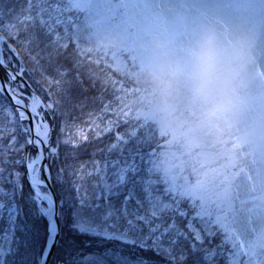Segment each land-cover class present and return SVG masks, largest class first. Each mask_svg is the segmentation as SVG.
I'll return each instance as SVG.
<instances>
[{"label": "snow or ice", "instance_id": "1", "mask_svg": "<svg viewBox=\"0 0 264 264\" xmlns=\"http://www.w3.org/2000/svg\"><path fill=\"white\" fill-rule=\"evenodd\" d=\"M59 40L0 12V264H220L152 186L130 114Z\"/></svg>", "mask_w": 264, "mask_h": 264}, {"label": "rangeland", "instance_id": "2", "mask_svg": "<svg viewBox=\"0 0 264 264\" xmlns=\"http://www.w3.org/2000/svg\"><path fill=\"white\" fill-rule=\"evenodd\" d=\"M67 1L82 16L72 32L79 54L96 62L105 56L113 72L146 90L145 104L128 113L147 124V137L155 126L166 136L165 150L146 160L151 184L159 177L173 198L186 201L204 234L215 226L234 240L240 251L233 263L243 256L245 264H264V0ZM206 28L239 53L245 107L238 123L201 122L179 97L173 114L161 118L142 72L145 49L180 47Z\"/></svg>", "mask_w": 264, "mask_h": 264}, {"label": "clouds", "instance_id": "3", "mask_svg": "<svg viewBox=\"0 0 264 264\" xmlns=\"http://www.w3.org/2000/svg\"><path fill=\"white\" fill-rule=\"evenodd\" d=\"M239 53L206 28L175 47L165 42L145 49L142 72L161 118L170 117L181 98L186 110L204 123H238L245 107L238 78Z\"/></svg>", "mask_w": 264, "mask_h": 264}, {"label": "trees", "instance_id": "4", "mask_svg": "<svg viewBox=\"0 0 264 264\" xmlns=\"http://www.w3.org/2000/svg\"><path fill=\"white\" fill-rule=\"evenodd\" d=\"M0 12H3L5 18L11 15L22 16L25 19L43 20L45 25L58 32L60 40L59 43L67 48L68 56L79 65L82 74L90 80L96 82L97 88H106L107 94L115 96L121 109L132 113L135 111L138 104H145L144 95L146 97V90L142 87L136 86L127 75H118L113 72L109 65L111 64L104 56V62H96L92 59L88 60L79 54L78 49L72 41L73 23L81 18V12L73 9L70 2L67 0H3L0 2ZM121 55L126 61H131L129 54L121 52ZM135 99L133 102L130 99ZM152 104V103H150ZM80 111L77 109L74 116H79ZM130 123L136 131L140 133L146 150V160L152 156L158 157L163 150H165L164 140L166 136L159 135V127L151 136L147 137L144 131L147 129L145 124L140 119H135L130 115ZM87 159V156L83 157ZM147 170L149 164H147ZM162 195L163 185L159 177L156 178V183L152 185ZM173 207L181 205L188 209V215L192 213V209L188 207L185 201L171 200ZM214 238L217 245V256L220 264H235L232 261L233 254L237 251L239 253L240 247L232 240L230 241L226 234L218 227H213L209 234H205ZM239 264H245L243 256L239 259Z\"/></svg>", "mask_w": 264, "mask_h": 264}]
</instances>
